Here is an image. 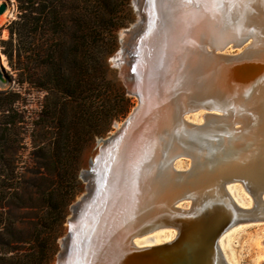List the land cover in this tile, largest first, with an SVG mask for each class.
Segmentation results:
<instances>
[{
  "label": "trees",
  "instance_id": "trees-1",
  "mask_svg": "<svg viewBox=\"0 0 264 264\" xmlns=\"http://www.w3.org/2000/svg\"><path fill=\"white\" fill-rule=\"evenodd\" d=\"M14 1L5 52L15 87L0 90V264H50L68 207L82 191L85 149L132 106L107 64L117 47L108 37L124 25L129 0ZM33 92L43 94L31 123L39 170L19 184L20 123ZM14 207L26 221H15Z\"/></svg>",
  "mask_w": 264,
  "mask_h": 264
},
{
  "label": "water",
  "instance_id": "water-1",
  "mask_svg": "<svg viewBox=\"0 0 264 264\" xmlns=\"http://www.w3.org/2000/svg\"><path fill=\"white\" fill-rule=\"evenodd\" d=\"M255 3L258 5V9L253 5ZM243 4L248 8L242 13V19L236 17L237 27L235 31H227V37L221 40L217 47L212 46L206 40L207 29L200 25L201 35L204 38L199 46L202 47L204 57L211 56L224 65L218 74V79H216L221 92L218 91L215 94L199 93V96L195 83H192L193 85L187 84L184 89L180 90L183 99L172 100L175 102L170 104L171 106L167 109L159 101L147 100L140 91L132 93L139 101L128 117V125L143 114L144 110L146 111L149 102H151L150 107L152 106L150 112H153L155 116L173 117L172 120L175 125L170 129H163L165 135L159 138L154 147L161 154L160 164L157 167L158 174H164L166 171L171 174L166 181L168 185H163L165 181H162V183L155 185L154 189L156 190L153 189V193L157 194L158 192L161 199L160 201L157 200L159 210L153 214L152 221L149 222L148 220L140 226L138 224L129 225L125 240L116 249L111 247L112 244L109 243V240L100 245L103 240L100 237L101 230L98 231L97 235L95 234L97 243L94 245L89 237L91 235L93 237L95 233L94 228L90 225L96 226L98 224L97 226H100L99 223L102 222L103 215L106 216L112 210L110 203L105 204L101 211L95 212L93 223L84 227L78 225L77 228H71L68 242L65 245L68 247L69 243L76 239L77 251L74 264H231L220 246L221 237L230 229L241 224L264 222L260 219L258 210L260 204L264 206V184H254L255 180L252 178H249L252 181L247 183L239 182L236 178L238 170L242 166L239 163H229L224 170L217 169V166L214 165L216 155L221 153L222 148L221 123L226 118L235 116V114L232 116L231 113L235 105L230 102L237 97L236 88L242 85L249 86L255 75L259 72L264 73V55L261 57L248 55V51L252 49V44L255 42L254 37L250 36L251 29L254 28L261 34L264 31L261 20L257 23L251 20L256 14L264 19V1L244 0ZM5 9L6 6L1 5L0 14ZM228 47L232 49L243 48L239 53L226 54L224 50ZM213 74L216 75L214 72ZM7 82L0 57V86ZM246 104L244 102L241 110L246 113V115L244 114L245 117H251L250 115L255 110L251 105ZM199 109L205 111L202 124H194L186 119V116L199 112ZM233 119L230 122L231 127L234 131L239 132L243 129L242 121L246 118ZM119 136L120 134L107 139L108 146L114 144ZM184 159L189 160V167L178 169L175 165L176 162ZM120 160L118 148L110 155H106L103 149L100 151L97 161L99 164L102 162L103 167L100 166L98 187L93 191L88 202H93V196L96 192L100 193L107 190V198H109L122 189ZM137 168L138 164L135 161V164L132 163L130 167L131 172L134 171L136 174ZM199 168L204 171L197 174L196 171ZM131 184L137 185V181L133 180ZM236 184H241L244 187L245 192L252 200V205L241 206L234 200L227 188ZM132 186L136 192L133 196L137 197L140 195L137 191L138 186ZM163 186L167 189L162 190ZM215 189L222 190L219 198L218 195H214L213 190ZM98 202L93 204L96 206ZM158 228L172 231L174 237L161 244L134 245L135 236ZM63 261L62 264H68L67 258L66 261L65 259ZM261 264H264V261H261Z\"/></svg>",
  "mask_w": 264,
  "mask_h": 264
},
{
  "label": "bare ground",
  "instance_id": "bare-ground-1",
  "mask_svg": "<svg viewBox=\"0 0 264 264\" xmlns=\"http://www.w3.org/2000/svg\"><path fill=\"white\" fill-rule=\"evenodd\" d=\"M142 2L143 0H132L135 7H141ZM152 2L154 1L152 0ZM243 2L244 0H165L163 1L164 4L162 7L161 2L157 5L154 4L150 9L151 11L148 12L149 15L147 14L150 20L147 24L146 34L143 38L144 41H142L144 48L141 49L142 53H140L141 55L138 57V62L140 63L139 67L140 70L144 72V75H140L139 81L136 83V86L132 88L131 93L140 91L147 100L159 101L161 102L160 104L163 106L165 105V108L167 109V107L171 106L170 104L175 102L172 100L183 99L180 90L184 89L187 84L193 85L192 83H195V87L198 89V95L199 93L215 94L220 91L217 85L218 80L216 81V79H218V74L224 65L211 56L204 57V52L201 49L202 47L199 46L204 38L201 35L200 25L205 26L207 29V34L205 36L206 40L214 47L219 46L221 40H224L227 37V31H235V28L237 27V22L235 21L236 17L242 19V13L248 8ZM255 4H253L254 7L258 9L257 3ZM5 15L6 13L3 16H0V24ZM251 20L256 21V23L261 20V24L264 25V19L257 14L255 17H252ZM136 28L134 30H137ZM250 34V36L254 37L255 42L252 44V49L248 51V55L250 54V56L253 57L263 56L264 31H262L261 34L258 33V30L252 28ZM128 49L126 43L120 54L116 56V59L125 58L129 55L131 48ZM155 53L157 54L155 55ZM157 68L161 69V76L155 74ZM213 72L216 74L215 76ZM219 82L221 81L219 80ZM235 92H237V97L233 98V101L230 102L235 105L231 111L232 116L234 114L235 116L228 117L226 120H223V123H221L222 129L220 137L222 148L221 153L219 152L216 155L214 165L217 166V169L224 170L229 163H239L242 165L236 176L239 182L243 184L255 180L254 184L263 185L264 73L259 72L253 77L249 86L242 85L241 87L236 88ZM244 102H246V105L248 106L251 105L253 110H255L254 113L250 115L251 117H245L246 113L244 110H241L243 109L242 105ZM150 103L151 102L148 103L149 107L146 108V111L144 110L145 112L143 111V114L137 117V119L129 125L127 124L129 122L128 118L123 125H117V132L113 133L110 138L120 134L119 139L111 146H108V141H106V146L104 145L106 147V155H110L118 148L119 157L121 159L120 166H118L120 168L122 189L105 199L103 206L110 203L112 204V210H110L109 213L107 212L108 214H106V216L103 215L102 222L100 221L99 223L100 226H97L98 224L96 226L91 224L93 223L92 221H94V214H90L93 217H90L91 220H89V224H91L90 227L95 230L93 237L92 235L90 236L93 245L97 243L96 235L98 231L100 232L101 230L100 237L103 238V240L100 242V245L105 244V242L109 240V243L112 244L111 247L116 249L117 246L121 245L125 240L129 225L133 226L134 224H138V226H140L148 220L151 222L153 214L159 210V207L157 206L159 202L157 200L159 199L160 201L161 198L158 195V192L157 194L153 193L154 190H156L154 187L158 183H162V181H165L163 185L167 186L168 183L166 181L171 174H168L167 171L164 174H158L157 167L160 164L161 154L154 147L159 138L165 135L163 129H170L175 123L171 116H155L153 112H150L152 110ZM204 113L205 111H203V114ZM233 118H235V120L246 118L242 121L243 129L239 132L234 131L231 127L230 122L234 120ZM203 122L204 120L202 116V123ZM135 161L138 164L136 174L134 171L131 172L132 170L130 169L132 163H135ZM91 167L92 170L83 174V177L87 182L88 198L92 196V192L96 185V175L93 171L96 165L92 163ZM203 171V169L199 168L196 173L200 174ZM162 175L163 178H161ZM249 178H252V180H249ZM133 180L137 181V185L131 184ZM132 185L135 187L138 186L137 191L140 195L137 197L133 196L136 192H134L135 190H133L134 188ZM234 186L235 185L231 186V190L234 189ZM212 187L214 186L212 185ZM166 189L167 188H164L163 186L162 190ZM227 189L230 192V188L228 187ZM213 191L214 195H218L219 198L222 190L215 189ZM230 194L232 196L231 192ZM87 196H83L73 207L74 219L73 221H70L71 223L73 222L75 224V221L78 220V210L83 205H86L85 203L88 201ZM250 202L251 204L248 206L252 205V200ZM100 204L101 203H99V205ZM258 207L259 217L264 220V206L260 204ZM100 208L101 207H99V210ZM107 219L109 220L107 221ZM82 222L83 221H80L79 226ZM156 231L160 232L158 233L160 241L153 243L151 241L152 236L148 237V234ZM171 234L172 235L169 233L170 237L168 238L164 228H158L154 231L135 236L133 242L136 246L161 244L172 239L174 233L172 232ZM226 234L222 236L219 241L221 247V242H224ZM63 240V244L65 245V243L68 242V237ZM147 242L152 243L145 244ZM63 259H65L64 256H61L59 264L64 262Z\"/></svg>",
  "mask_w": 264,
  "mask_h": 264
},
{
  "label": "rangeland",
  "instance_id": "rangeland-1",
  "mask_svg": "<svg viewBox=\"0 0 264 264\" xmlns=\"http://www.w3.org/2000/svg\"><path fill=\"white\" fill-rule=\"evenodd\" d=\"M153 1L154 2H152V0H143V2L141 3L142 4L141 7L140 6L135 7L134 4L132 3V0H129V2L126 3L124 7H122V12H121L120 19H119V23H122L124 25L120 27L119 29H117L114 35H110L108 37L109 41L111 42L114 36L117 42V47H116L115 52L107 57V64L110 70L109 77L112 80L117 81L124 88L126 96L131 99L132 106L125 117L120 118L118 120H114L111 123L110 129L107 132L106 136L95 138L91 146L85 149L83 157H82V165L78 172V179L80 180L82 184V191L76 195L73 202L68 207L67 216L64 221L63 228H62V234L57 239V252L53 258V261L50 264H59L61 256H65L64 257L65 259L67 258L68 264H74V259H75V255L77 251L76 239L71 241L68 247L67 245L63 244L64 243L63 239H66L68 237L71 228L78 227L80 221H83L81 223L82 227H84V225L86 226L87 224H89V220H91L90 217H93L90 214L91 213L95 214L94 212L96 211L98 212L99 207H101L100 208V211H101L103 207V203L105 199L108 197L107 190L106 191L104 190L100 193L96 192L93 196L94 197L93 202L91 201L88 203L87 201L85 203L86 205H83L80 208L81 210L80 209L78 210L79 214L77 213V217H78L77 219L79 221L78 220L75 221L76 222L75 224L73 222L72 223L70 222V221H73L74 219L73 207L76 205V203H78V201H80V199L83 196L85 195L87 196V182L85 178L83 177V174L87 171L92 170V167H91L92 163L96 165V167L93 169L94 174L96 175V179H95L96 185L93 190L95 191L96 187H98L97 181H98V177L101 172L100 169L103 167L102 162H100L99 164L97 161L100 151L102 149L103 150L105 149L104 151L106 152V147H105L106 140L109 139L113 133L117 132L118 130L117 125H123V123L129 117L132 110L138 104V99L136 96H134L131 93V90L132 88H134V86H136V83L139 81L140 75L141 74L144 75V72L140 70V67H139L140 63L138 62L139 61L138 57L141 55L140 53H142L141 49L144 48L142 41H144L143 38L146 34V30H147L146 28L148 26L147 24L149 23V20H150L148 16L149 15L148 12L151 11L150 9L154 4L157 5L159 4V2L162 3L161 4V7H162L164 4L163 1L165 0H153ZM1 5H5L6 9L2 14H0V16H3L5 13L6 15L2 18V22L0 24V57H1V66L4 69V75L6 76L8 82L4 84L3 86H0V90H8V89L15 87L14 81H13L15 74L12 71L11 66L9 65L6 52H5V48H6L5 42L8 39V31L5 28V26L9 21L15 18V15H16L15 1L14 0H0V7ZM135 28L137 30H134ZM126 43H127V49L131 48L129 51L130 56L127 55L125 58L116 59V56L120 54V52L123 50V46ZM242 48L232 49L228 47L224 50V53L236 54V53L241 52ZM156 54L157 53H155V55ZM117 61L119 64L117 63ZM155 74L161 76V69L157 68ZM42 102H43V94L33 92L30 96L26 97L25 106L23 107L24 117H23V121L20 123L23 140L19 145L21 147V153L18 155L17 161H16L17 166H18L19 176H20L18 179L19 184H21L22 182L28 179L31 180V178H33V173L39 170V157L37 155L39 144L35 145L37 144L38 141L32 138L35 132H33L32 130L31 123L37 118L38 113L41 110ZM198 111L199 112H196L190 116H187L186 119L190 120L191 122L195 124H201L203 111L202 110H198ZM176 166L179 169H187L189 167V160L188 159L180 160L176 163ZM228 187L230 188V192L232 193V196L238 202V204H241L244 206H248L249 204H251L250 196L245 192L244 188L240 184H236L233 190H231L232 189L231 186H228ZM95 202H98L96 206L93 204ZM99 203H102V204L99 205ZM10 209L14 216L13 218L17 222L22 220L23 216H26V214H24L25 211H21L20 209H18V207L16 208L14 207ZM24 220L26 221V219ZM24 220H22V222ZM164 231L166 232V235L168 236V238L170 237V235H172L171 234L172 231H166V230ZM158 233L160 232L156 231V232L148 234V237L152 236L151 241L153 243L160 241V238L158 237L159 235ZM22 237L24 236L22 235ZM144 237H147V236H144ZM152 242H147L145 244H150ZM221 243H222L223 252L231 264H260L261 261H264V222L241 224L240 226L230 230L226 234V238L224 242H221ZM137 244H140V243H137ZM18 246H21V244Z\"/></svg>",
  "mask_w": 264,
  "mask_h": 264
}]
</instances>
